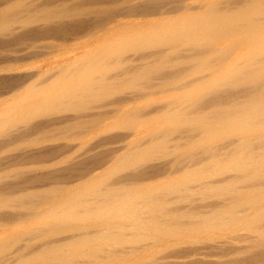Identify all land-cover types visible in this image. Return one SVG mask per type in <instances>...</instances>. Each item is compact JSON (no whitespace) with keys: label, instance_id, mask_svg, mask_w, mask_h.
Returning a JSON list of instances; mask_svg holds the SVG:
<instances>
[{"label":"bare ground","instance_id":"1","mask_svg":"<svg viewBox=\"0 0 264 264\" xmlns=\"http://www.w3.org/2000/svg\"><path fill=\"white\" fill-rule=\"evenodd\" d=\"M0 264H264V0H0Z\"/></svg>","mask_w":264,"mask_h":264}]
</instances>
